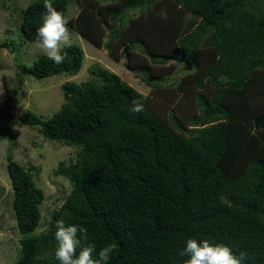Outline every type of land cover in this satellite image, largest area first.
<instances>
[{
    "label": "trees",
    "instance_id": "1",
    "mask_svg": "<svg viewBox=\"0 0 264 264\" xmlns=\"http://www.w3.org/2000/svg\"><path fill=\"white\" fill-rule=\"evenodd\" d=\"M51 2L66 18L70 1ZM77 2L80 12L67 26L115 61L126 57L131 69H148L155 96L174 64H184L186 74L169 89L180 95L187 88L215 91L197 95L199 114L187 127L174 111L170 122L155 112L153 96L101 69L82 85H64L66 103L53 118L24 115L22 125L38 126L46 139L82 152L75 165L55 170L70 180L72 191L41 234L44 193L8 155L21 234L16 264H59L58 220L85 227L82 244H94L96 253L114 244L108 264H179L190 238L222 243L237 256L243 252V264H264V0ZM161 9L167 20L159 17ZM44 11L41 2L21 14L26 41L36 43ZM63 51V63L44 56L19 67L20 74L77 75L81 48ZM153 60L172 64L156 76ZM133 100L142 101L144 111H132ZM7 131L15 146V133Z\"/></svg>",
    "mask_w": 264,
    "mask_h": 264
},
{
    "label": "rangeland",
    "instance_id": "2",
    "mask_svg": "<svg viewBox=\"0 0 264 264\" xmlns=\"http://www.w3.org/2000/svg\"><path fill=\"white\" fill-rule=\"evenodd\" d=\"M69 1L67 21L74 19L80 12L77 0ZM41 2L44 0H0V264H16L21 250V234L13 210L12 183L7 170L8 155L12 154L15 162L30 171L37 186L44 193L45 199L40 206L42 224L38 229L41 234L72 191L70 180L56 176L55 170L60 164L75 165L82 152L80 148L46 139L38 126L22 125L21 118L24 115L33 114L43 121L53 118L66 103L64 85H82L95 79L92 71L98 72L101 69L116 73L146 97L153 96L155 112L160 116L164 115L170 122L169 115L174 111L187 127L190 126L191 118L199 114L197 95H209L210 91H215L209 86L206 91L187 88L186 93L180 95L177 94L176 87L169 89L170 85L181 83L186 74L184 64H174L176 69L164 77L162 89L157 92L160 97L155 96L152 87L155 81L151 79L148 69H131L127 65L126 57L115 61L105 48L95 47L68 26L73 45L81 48L84 54L81 71L73 76L63 74L47 79L22 76L19 67H32L45 54L37 43L26 41L22 37L19 18L29 6ZM136 13L137 11H131L130 14L133 17ZM150 64L158 76L172 62L153 60ZM170 97L173 98V103ZM159 102L167 105L161 106ZM10 127L15 133V146H12V140L7 137V129Z\"/></svg>",
    "mask_w": 264,
    "mask_h": 264
},
{
    "label": "clouds",
    "instance_id": "3",
    "mask_svg": "<svg viewBox=\"0 0 264 264\" xmlns=\"http://www.w3.org/2000/svg\"><path fill=\"white\" fill-rule=\"evenodd\" d=\"M44 8L45 11L41 15L42 23L37 28L36 43L47 59L55 64H61L66 56L63 49L73 45L67 27L68 21L64 14L53 6L51 0H44ZM159 17L167 20V11L161 9ZM132 104V111L137 113L144 111L142 101L133 100ZM55 228L57 246L54 249V256L59 264H108L115 251L116 246L111 243L101 248L98 253L94 244L84 246L82 241H87L88 235L87 229L83 226L66 225L64 220H58ZM178 256L182 258L179 264H243L245 253L241 252L237 256L231 248L222 243L212 244L207 239L197 241L190 238Z\"/></svg>",
    "mask_w": 264,
    "mask_h": 264
},
{
    "label": "water",
    "instance_id": "4",
    "mask_svg": "<svg viewBox=\"0 0 264 264\" xmlns=\"http://www.w3.org/2000/svg\"><path fill=\"white\" fill-rule=\"evenodd\" d=\"M5 47L7 48V45H5Z\"/></svg>",
    "mask_w": 264,
    "mask_h": 264
}]
</instances>
